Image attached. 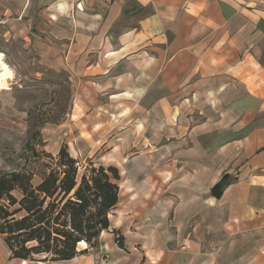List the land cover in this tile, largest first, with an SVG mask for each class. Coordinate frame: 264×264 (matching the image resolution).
<instances>
[{
  "label": "crops",
  "instance_id": "1",
  "mask_svg": "<svg viewBox=\"0 0 264 264\" xmlns=\"http://www.w3.org/2000/svg\"><path fill=\"white\" fill-rule=\"evenodd\" d=\"M14 45L66 76L49 153L119 192L97 247L0 264H264V0H0Z\"/></svg>",
  "mask_w": 264,
  "mask_h": 264
},
{
  "label": "trees",
  "instance_id": "2",
  "mask_svg": "<svg viewBox=\"0 0 264 264\" xmlns=\"http://www.w3.org/2000/svg\"><path fill=\"white\" fill-rule=\"evenodd\" d=\"M48 156L56 158L60 168L43 170L35 186L32 180L38 173L33 170L0 174V234L12 258L35 260V256L50 254L53 257L44 260L72 259L79 243L85 246L110 227L109 213L118 201L117 169L95 167L88 161L78 182L80 162L65 146L56 156ZM117 241L124 246L121 235Z\"/></svg>",
  "mask_w": 264,
  "mask_h": 264
},
{
  "label": "rangeland",
  "instance_id": "3",
  "mask_svg": "<svg viewBox=\"0 0 264 264\" xmlns=\"http://www.w3.org/2000/svg\"><path fill=\"white\" fill-rule=\"evenodd\" d=\"M5 50L8 55L6 61L10 66L6 64L12 68L13 73L7 80L5 90L0 92V174L22 168L33 170L38 173L32 180L35 186L40 182L43 170L60 168L56 158L48 156L49 151L41 133L46 123L59 122L67 117L70 106L69 87L65 75L44 72L23 49L14 45ZM80 165L78 182L88 160H82ZM14 195L21 198L19 191H14ZM51 200L54 197L48 199L46 204ZM99 237L86 242V245L97 247ZM77 246L84 247L80 243ZM38 257L50 259L53 256H35Z\"/></svg>",
  "mask_w": 264,
  "mask_h": 264
},
{
  "label": "bare ground",
  "instance_id": "4",
  "mask_svg": "<svg viewBox=\"0 0 264 264\" xmlns=\"http://www.w3.org/2000/svg\"><path fill=\"white\" fill-rule=\"evenodd\" d=\"M4 58L3 53L0 52V92L2 89L6 88L7 80L11 78V74L13 73V70L6 64Z\"/></svg>",
  "mask_w": 264,
  "mask_h": 264
}]
</instances>
